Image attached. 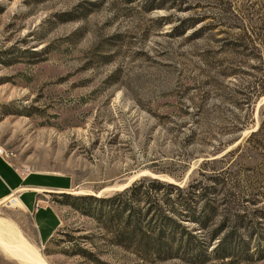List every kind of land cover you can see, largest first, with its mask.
Returning a JSON list of instances; mask_svg holds the SVG:
<instances>
[{"label": "rangeland", "instance_id": "1", "mask_svg": "<svg viewBox=\"0 0 264 264\" xmlns=\"http://www.w3.org/2000/svg\"><path fill=\"white\" fill-rule=\"evenodd\" d=\"M263 18L264 0H0V149L13 167L68 176L85 193L70 197L153 175L211 185L201 173L225 169L240 186L227 206L212 198L206 228L181 223L199 255L168 260L116 245L93 202L55 199L47 246L22 208L3 201L0 220L47 264H264V137L247 140L264 94L242 95L264 50L230 45L240 25L264 45ZM230 232L233 250L216 254ZM0 264L20 263L0 250Z\"/></svg>", "mask_w": 264, "mask_h": 264}, {"label": "trees", "instance_id": "2", "mask_svg": "<svg viewBox=\"0 0 264 264\" xmlns=\"http://www.w3.org/2000/svg\"><path fill=\"white\" fill-rule=\"evenodd\" d=\"M235 20L243 21L242 17L232 16ZM264 23V18L262 19ZM262 23V25H264ZM239 33L232 39L234 49L248 47L251 51H259L264 45L256 38L254 31H249L246 26H237ZM255 41H258L256 44ZM257 45V47H256ZM263 46V47H261ZM259 66L256 68L257 77L251 85L247 86L243 95V102L250 106L254 100L264 94V53L258 58ZM264 137V104L260 110V122L257 130L251 133L247 140L255 136ZM208 163H203L199 170H204ZM228 169L213 172L211 176H201L204 180H210L211 185H205L202 181H191L185 186L160 181L152 178H141L131 183L127 188L115 193L108 198H96L94 196L70 197L62 194L61 197L70 198L81 205L95 203V212L104 220L105 227L112 229L115 244L134 251L136 254L155 256L157 259L168 260L180 251H197L199 255L200 242H196L193 234L182 226V222L196 223L202 228L207 227L209 221L208 211L213 209L212 198L222 196L225 206L236 200L235 190L239 183L230 174ZM211 196V198H208ZM202 202L201 214L198 205ZM222 203V204H223ZM215 234V232H214ZM233 232L228 233L224 240L216 245L215 253H231L233 247L228 248L227 238H232ZM205 246V245H203ZM227 246V248H226Z\"/></svg>", "mask_w": 264, "mask_h": 264}, {"label": "crops", "instance_id": "3", "mask_svg": "<svg viewBox=\"0 0 264 264\" xmlns=\"http://www.w3.org/2000/svg\"><path fill=\"white\" fill-rule=\"evenodd\" d=\"M74 186L65 175L25 172L0 155V203L16 196L31 219L37 244L47 246L59 226L57 200Z\"/></svg>", "mask_w": 264, "mask_h": 264}, {"label": "bare ground", "instance_id": "4", "mask_svg": "<svg viewBox=\"0 0 264 264\" xmlns=\"http://www.w3.org/2000/svg\"><path fill=\"white\" fill-rule=\"evenodd\" d=\"M263 101H264V97L259 101L258 105ZM25 172H29V171H25ZM132 180L133 179L130 178L128 180V183ZM168 182H171V180H168ZM128 183L114 188L106 187V189L103 188L104 189L103 191L120 190V189L122 190V188L127 186ZM67 193L73 195L85 194L84 191H80V190L67 191ZM96 196H99V194H97ZM5 202L9 206L22 208L16 196L11 195L9 198H7L4 201V203ZM0 250L6 256L19 262L20 264H47L43 259V257L25 241V239L17 231V229L10 222L2 219L0 220Z\"/></svg>", "mask_w": 264, "mask_h": 264}, {"label": "water", "instance_id": "5", "mask_svg": "<svg viewBox=\"0 0 264 264\" xmlns=\"http://www.w3.org/2000/svg\"><path fill=\"white\" fill-rule=\"evenodd\" d=\"M155 177H156V176L153 175V178H154V179H156ZM158 178H160V177H158ZM160 179H162V178H160ZM161 181H163V180H161ZM127 187H128V186H126L125 188H127ZM125 188H123V189H125Z\"/></svg>", "mask_w": 264, "mask_h": 264}, {"label": "built area", "instance_id": "6", "mask_svg": "<svg viewBox=\"0 0 264 264\" xmlns=\"http://www.w3.org/2000/svg\"><path fill=\"white\" fill-rule=\"evenodd\" d=\"M3 154V151L0 149V155H2Z\"/></svg>", "mask_w": 264, "mask_h": 264}]
</instances>
